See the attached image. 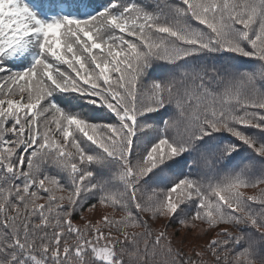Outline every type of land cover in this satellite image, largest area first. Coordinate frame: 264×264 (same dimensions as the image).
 <instances>
[{
    "label": "snow or ice",
    "instance_id": "1",
    "mask_svg": "<svg viewBox=\"0 0 264 264\" xmlns=\"http://www.w3.org/2000/svg\"><path fill=\"white\" fill-rule=\"evenodd\" d=\"M0 264H264V0H0Z\"/></svg>",
    "mask_w": 264,
    "mask_h": 264
},
{
    "label": "trees",
    "instance_id": "2",
    "mask_svg": "<svg viewBox=\"0 0 264 264\" xmlns=\"http://www.w3.org/2000/svg\"><path fill=\"white\" fill-rule=\"evenodd\" d=\"M237 63H241V64H246L247 63V61L246 60H244V59H240V60H238V61H236ZM105 111L106 110H104V109H102V108H96V109H94V111H92V112H89L88 113V115L90 116V117H92V118H96V119H100V118H103V116H104V114H105ZM86 215H87V213H85ZM80 221L79 220H77V223H79ZM208 239V237H205L203 240H200V241H198L197 243H204L206 240Z\"/></svg>",
    "mask_w": 264,
    "mask_h": 264
},
{
    "label": "rangeland",
    "instance_id": "3",
    "mask_svg": "<svg viewBox=\"0 0 264 264\" xmlns=\"http://www.w3.org/2000/svg\"><path fill=\"white\" fill-rule=\"evenodd\" d=\"M20 58H22V57H20ZM159 223V222H158Z\"/></svg>",
    "mask_w": 264,
    "mask_h": 264
}]
</instances>
